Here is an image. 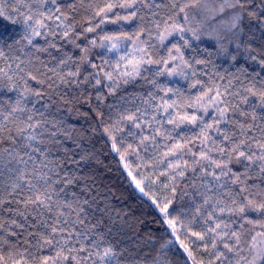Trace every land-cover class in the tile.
Returning a JSON list of instances; mask_svg holds the SVG:
<instances>
[{
    "label": "snow or ice",
    "instance_id": "snow-or-ice-1",
    "mask_svg": "<svg viewBox=\"0 0 264 264\" xmlns=\"http://www.w3.org/2000/svg\"><path fill=\"white\" fill-rule=\"evenodd\" d=\"M88 6L84 33L133 22L135 31L81 47L75 3L65 10L59 0H0V20L22 22L14 43L28 49L23 60L5 57L0 39V93L14 94L0 95V264H178L177 254L183 264H264V48H254V33L245 31V20L264 31V0ZM204 39L215 52L199 47ZM57 40L80 48V57L63 52ZM94 48L114 59L94 63ZM213 57L230 61L235 72L221 75ZM241 58L260 71L237 66ZM138 80L148 86L144 93L118 95ZM89 88L94 95L85 99L81 90ZM90 100L139 192L147 196L160 184L171 194L159 207L168 238L148 257L119 248L102 221L90 218L95 200L81 174L88 157L68 123L76 110L69 105ZM178 195L187 198L183 209L174 206Z\"/></svg>",
    "mask_w": 264,
    "mask_h": 264
},
{
    "label": "trees",
    "instance_id": "trees-1",
    "mask_svg": "<svg viewBox=\"0 0 264 264\" xmlns=\"http://www.w3.org/2000/svg\"><path fill=\"white\" fill-rule=\"evenodd\" d=\"M64 9L67 10L68 6L72 3L76 5V23L77 34L79 38L76 43L81 47H87L89 41L92 39H98V36L104 34H112L119 31L132 32L136 29V23H122V24H105L102 26L103 31L97 30L96 33H84L80 25L85 28L88 26L86 18L90 15L89 0H83L81 5L80 0H59ZM258 3V0H257ZM11 7V5H9ZM123 14V13H121ZM164 14L163 12L161 13ZM18 20L22 21V17H18ZM183 23V21H180ZM245 31L247 32L251 28V32L254 33L252 40V46L257 50L264 48V31L259 30L253 22L249 25V22L245 20ZM24 27L22 22L12 24L7 20H0V39L4 41V54L5 57L25 59L24 53L28 51L27 48L23 52L19 51V46L15 45V41L23 34ZM39 45H44L42 39L37 38ZM58 47L63 52L70 54L73 59H78L81 55L80 48L75 47L71 43H67L62 40H57ZM6 45H12L7 47ZM200 48H206L210 52H215L214 43L210 40L204 39L199 43ZM191 55V53H188ZM91 56L94 63H101L102 59H114L101 48L91 49ZM44 59L50 66H54V61H48L46 55L42 54ZM216 71L221 75L227 77L229 73L235 72V68L231 66V62H226L223 58L213 57ZM11 63V59L8 60ZM4 66V61H0V67ZM248 66L251 71L255 68L256 72L260 69L257 65L250 61L240 59L239 65ZM227 70V71H225ZM254 74V73H253ZM46 79V77H45ZM162 82L164 78H161ZM207 82V78H205ZM30 86L34 89L40 90L34 81H30ZM217 83L226 84L227 80ZM180 85H185L184 81H180ZM147 85L144 81L138 80L135 84H129L121 89V93L127 96L133 94H142L147 90ZM46 96L54 95L52 92H48L47 89H43ZM69 92L73 96L76 95L74 89L69 88ZM196 90H193L195 92ZM5 98L14 95L13 93H0ZM80 95L85 99H90L94 92L92 89H82ZM113 98H109L107 103H111ZM69 108H75L72 112L71 118L68 119L70 126L76 130V136L79 137L77 144H80L84 153L88 159L81 165V174L84 176L87 184L91 187L92 198L95 203L91 208V219L102 221V230H110L111 238L116 242L119 248L127 249L131 253L138 254L141 257H148L154 254L155 248L168 238V229L165 224L162 223L163 216L159 211V207L162 206L165 198H170L171 194L160 184H152L149 186L151 189L148 191V195L145 196L139 192V190L132 183L131 178L128 176L127 170L123 167V162L120 160V155L113 151L111 147V140L104 134L103 125H99L96 122L94 116L95 103L90 100V103H73L69 105ZM67 119V117H66ZM71 149L72 143L68 144ZM133 174L136 172L135 166H132ZM145 177L151 176L152 173L147 170H141ZM151 197L152 199H150ZM156 200V203H153ZM187 204V198L180 199L179 195L175 201L174 206L178 209H183ZM258 213L251 214L250 218H258ZM5 219H7V212H5ZM175 247L173 252H175ZM197 260L204 259L206 256L201 255L199 252H194ZM178 264H183V259L177 254L173 257Z\"/></svg>",
    "mask_w": 264,
    "mask_h": 264
},
{
    "label": "rangeland",
    "instance_id": "rangeland-1",
    "mask_svg": "<svg viewBox=\"0 0 264 264\" xmlns=\"http://www.w3.org/2000/svg\"><path fill=\"white\" fill-rule=\"evenodd\" d=\"M227 15V13H225ZM212 26H215V22H212ZM208 40V39H207ZM211 41V40H210ZM213 42V41H212ZM214 43V42H213Z\"/></svg>",
    "mask_w": 264,
    "mask_h": 264
}]
</instances>
